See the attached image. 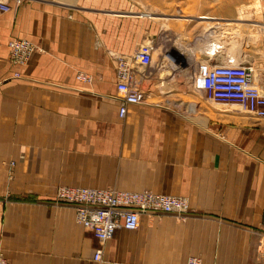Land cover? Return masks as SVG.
Segmentation results:
<instances>
[{"label": "crops", "instance_id": "1", "mask_svg": "<svg viewBox=\"0 0 264 264\" xmlns=\"http://www.w3.org/2000/svg\"><path fill=\"white\" fill-rule=\"evenodd\" d=\"M0 1L11 7L0 13V250L9 264H186L191 257L201 264H264V118L206 100L192 118L148 103L144 83L145 101L130 105L120 118L116 73L105 69L104 53L111 49L96 43L95 32L110 28L91 13L90 0ZM231 20H239V13ZM247 20V32H254L248 38L249 63L241 59L264 69V12L248 13ZM13 39L35 46L23 66L10 61ZM86 62L91 83L75 76ZM254 83L264 90V77L254 75ZM80 97L116 104L118 121L160 113L172 122L143 126L166 133L167 141L142 152L144 160L131 161L166 165V172L140 179L130 173L131 181L148 183L124 190L185 197L186 213L143 214L137 230L119 229L101 243L77 222L73 205L56 200L63 185L113 187L98 186L102 178L98 182L89 170H80L87 159L79 148L90 147L96 114L95 108H74ZM68 115L87 117L86 124L65 123ZM65 134H70L66 148ZM80 134L87 135L88 146L81 145Z\"/></svg>", "mask_w": 264, "mask_h": 264}, {"label": "rangeland", "instance_id": "2", "mask_svg": "<svg viewBox=\"0 0 264 264\" xmlns=\"http://www.w3.org/2000/svg\"><path fill=\"white\" fill-rule=\"evenodd\" d=\"M90 3L94 5L91 13H94L98 20L103 19L105 25L110 28L95 32L96 43L111 49L110 52L106 50V57L103 58L107 63L105 69L111 67L116 73V78L122 61H128L134 51L156 43L159 51L154 53L152 67L146 72L147 79L143 80L144 86L148 88V103L176 109L192 118L196 115L197 105L204 104L205 100L215 107L242 109L236 104L221 105L209 100L197 83V73H200L203 67L201 72L208 70L223 57L230 55L236 58L238 64L243 61L242 57H246L249 63L248 38L254 32H247V25L251 23L247 20L248 13L264 12V0H90ZM233 13H239V20H231ZM35 50L25 61L12 58L9 49L10 61L15 66H23ZM215 50L218 51L216 54ZM80 54L85 56L82 52ZM64 57L66 58V55ZM89 66L90 63H83L75 73L81 83L92 82L93 74L88 73L91 72ZM132 66H136V63H132ZM254 71L257 79L264 77V69L256 67ZM81 77H89L90 80ZM109 102L107 99L87 100L83 97L74 101V108L80 104L82 110L88 107L96 109L93 120L95 133L90 145L87 135H79L80 143L83 142L81 145L90 146L79 148V156L83 160L87 159L86 164L80 165V170H89L87 175L96 176L98 182L102 178L103 182L98 186H113L120 190L134 189L135 187L130 185L148 183L131 181L127 178L130 173L139 179L150 172L164 174L166 165L131 161L144 160L147 157H142V152L158 147L161 142V145H165L167 141L166 133H154L150 131L151 128L148 131L142 128L143 126H161L172 122H168L160 113L150 117H135L136 119L131 117L128 122L118 121L116 104ZM147 108L153 106H142V109ZM132 118L135 121H132ZM83 120H87V117L65 116V123L70 125L78 122L81 127L86 124ZM126 125L128 128L124 129ZM110 126L112 131L108 130ZM68 135L70 134H65V148L68 145ZM83 181L80 183L87 184ZM3 254L5 256V253Z\"/></svg>", "mask_w": 264, "mask_h": 264}, {"label": "built area", "instance_id": "3", "mask_svg": "<svg viewBox=\"0 0 264 264\" xmlns=\"http://www.w3.org/2000/svg\"><path fill=\"white\" fill-rule=\"evenodd\" d=\"M7 2L0 1V13L10 11ZM153 44L137 50L127 61H122L117 70L116 98L119 102L118 116L124 118L130 105L142 104L144 92L134 80L132 63L149 66L153 63ZM12 58L25 60L34 51L33 44L25 39H14L9 43ZM218 52V51H217ZM233 57H223L202 76L200 87L206 97L221 104H236L254 117L264 118V90L254 83L252 65H235ZM84 80L90 78L81 77ZM56 200L74 206L76 220L90 230L101 242L113 238L119 229L136 230L143 214L161 212L182 216L189 210L185 197L150 191H129L117 188H86L61 186ZM102 250L95 252L99 261ZM0 264H9L0 250ZM186 264H201L198 257H191Z\"/></svg>", "mask_w": 264, "mask_h": 264}, {"label": "bare ground", "instance_id": "4", "mask_svg": "<svg viewBox=\"0 0 264 264\" xmlns=\"http://www.w3.org/2000/svg\"><path fill=\"white\" fill-rule=\"evenodd\" d=\"M205 42V41H204ZM154 46H153V59H154V53L155 52H157V51H159L158 49H157V47H156V43H152ZM217 53V50H215V52H214V54H216ZM231 57H233L232 55H230ZM233 58H235V57H233ZM234 63H235V65H247V62L245 61V60H243V62H241V64H238L237 63V61H236V58L234 59ZM218 63V62H217ZM153 64V63H152ZM152 64H150V65H152ZM149 65V66H150ZM149 66H145V65H142V64H139V63H136V66H132V68H133V77H134V80L135 81H138L139 83H140V85H141V83H143V80L144 79H147V77H146V72L151 68V67H149ZM212 67V66H211ZM204 68V67H203ZM203 68H201V71H202V69ZM210 68V67H209ZM208 68V69H209ZM200 71V73H197V83H198V85L200 86V82H201V78H200V76H202L206 71H207V69H205L203 72H201ZM82 75H85V74H82ZM142 87V86H141ZM142 91L144 92V96H145V99H146V92H145V90H144V88L142 87ZM116 92H117V88H116ZM145 101V100H144ZM86 188H89V187H86ZM140 226V225H139ZM139 228V227H138ZM137 228V229H138ZM136 229V230H137ZM98 240V239H97ZM99 241V240H98ZM99 242H101V241H99ZM105 242H107V241H105ZM101 243H104V242H101Z\"/></svg>", "mask_w": 264, "mask_h": 264}]
</instances>
